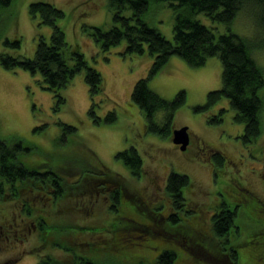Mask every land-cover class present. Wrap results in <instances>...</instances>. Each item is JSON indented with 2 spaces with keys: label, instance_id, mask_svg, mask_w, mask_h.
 I'll list each match as a JSON object with an SVG mask.
<instances>
[{
  "label": "rangeland",
  "instance_id": "374dc122",
  "mask_svg": "<svg viewBox=\"0 0 264 264\" xmlns=\"http://www.w3.org/2000/svg\"><path fill=\"white\" fill-rule=\"evenodd\" d=\"M37 2L50 3L64 12L65 17L58 24L67 42L80 48L89 66L98 70L104 80V92L92 96L85 71L80 72L60 92L65 102L59 104L39 74L23 69L8 70L0 63V138L9 142L22 141L24 147L30 149L29 153L22 154V160L29 167L51 169L64 177L68 183L64 188L71 197L87 192L86 196L93 199L89 204L88 198L77 203L67 196L45 208L49 218L61 215L71 224L87 227L89 233L64 240L74 246L86 242L114 243L104 229L113 214L109 193L105 195L102 187L106 178L94 166L98 161L122 175L129 188L142 190L143 196L154 207L166 201L167 196L162 190L172 173L188 176L190 187L184 189L185 196L188 204L197 210L203 207L204 212L209 209L213 214L212 208L218 201L224 197L231 199L233 192H226L231 186L253 193L264 203V109L263 132L251 144L243 143L244 125L234 121L235 113L228 99H222L208 110L196 111L206 105L210 92L222 87L220 57H211L204 66L194 68L174 56L149 81L150 89L169 101L180 91L186 92L187 102L176 111L173 122L174 130L188 128L191 143L182 151L173 143V134L167 138L146 132L144 114L132 100L136 82L147 78L153 63L147 47L143 55L128 54L127 42L123 41L103 52L90 31H85L90 30L88 27L108 30L113 26L109 0H13L8 8L0 5V56L6 50L4 42L7 39L21 41V49L11 53L31 59L36 54L38 33L50 41L52 28L48 25L38 28L40 17L34 19L30 13V5ZM198 19L211 28L217 38L234 32L248 39L254 46L253 56L258 66L264 71V27L260 17L243 11L230 26L204 15ZM148 22L168 41H174V13L169 5L152 9ZM261 93L264 98V88ZM157 116L163 123V114L160 112ZM65 125L75 127L76 131H67ZM134 147L142 157L144 172L146 170L141 179L131 177L124 160L118 156ZM215 153L224 156L222 166L217 167L218 163L213 159ZM79 181L81 186L77 184ZM14 205L0 206V216L4 210L9 216L15 213L17 204ZM84 206L85 209L81 210ZM250 207L254 209L253 205ZM201 213H192L196 222L206 219ZM251 214L262 217L264 212L253 210ZM15 217L19 227L23 225L26 230L22 234L0 230V264H39L43 258L62 261L68 258L69 254L60 248L41 245L36 229L34 232L29 230L33 219ZM1 219L0 225L3 224ZM237 224L247 233L253 228L243 217ZM162 225L166 226V222ZM90 228L96 229V233L92 234ZM209 243L215 241L210 239ZM151 257L143 250L124 251L122 254H106L102 262L137 264L142 259V264H153Z\"/></svg>",
  "mask_w": 264,
  "mask_h": 264
},
{
  "label": "trees",
  "instance_id": "16d2710c",
  "mask_svg": "<svg viewBox=\"0 0 264 264\" xmlns=\"http://www.w3.org/2000/svg\"><path fill=\"white\" fill-rule=\"evenodd\" d=\"M12 2L0 0V5L8 8ZM162 4L173 9V42L168 41L148 22L152 9ZM109 8L113 14V26L110 29L88 27L90 30L85 31H90L103 52L110 51L123 41L127 42L128 54L143 55L147 47L153 63L147 78L136 82L132 100L144 114L148 134L167 138L171 136L176 111L187 102L185 91H180L169 101L151 90L149 81L174 56L194 68L202 67L209 58L218 56L223 64L222 87L210 92L206 105L196 111L208 110L226 98L235 113L234 121L244 125L243 143H255L260 138L263 132L264 98L261 92L264 88V71L253 56L254 46L248 39L234 32L217 38L214 31L198 17L204 15L212 21L230 26L239 14L246 11L251 16L260 17L264 27V0H109ZM30 13L34 19L40 17L38 28L43 25L52 28L50 41L38 33L36 54L31 59L11 53L21 49V41L7 39L4 42L6 50L0 56L1 65L8 70L23 69L39 74L59 104L65 102L60 92L83 71L91 95L103 93L104 80L101 73L89 66L78 46L73 47L67 42L58 24L64 19V12L50 3L37 2L30 5ZM160 112L163 114V123L158 120ZM65 129L76 131L75 127L67 125ZM29 152L30 149L25 148L22 141L9 142L0 138V206L17 204L11 216L7 210L3 211L0 230L22 234L26 229H23V225L19 227L15 215L33 219L29 230L34 232L36 229L41 245L60 248L69 254L66 260L43 258L39 264H105L102 258L106 254L138 250L150 254L153 264H264V215L260 217L251 214L253 210L264 212V203L253 193L241 191L238 187L226 188L227 193L233 192L231 199L224 197L218 201L212 208V214L209 209L204 212L203 207L197 210L188 204L184 189L190 187V179L172 173L162 190L167 196L166 201L154 207L143 196L142 190L129 188L122 175L112 172L100 161L94 166L106 178V184L103 182L102 187L105 195L109 193L107 196L113 214L104 229L114 243L86 242L74 246L64 239L89 233L87 227L71 224L63 220L61 215L55 219L49 218L45 208L67 196L77 203L81 202L80 199L85 202L88 198L89 204L93 199L86 196L87 192L71 197L64 188L67 181L56 171L42 170L43 167L35 165L29 167L22 160V154ZM118 156L124 160L131 177L141 179L145 176L142 157L135 147ZM213 159L218 167L223 165L225 158L221 153H215ZM87 174L92 175L89 172ZM81 183L79 181L78 186ZM195 210L206 217L203 222L195 221L192 216ZM240 217L253 226L248 233L238 226ZM162 222H166V226ZM89 230L92 234L96 233V229ZM210 239L215 243L210 244ZM140 261L137 264H142Z\"/></svg>",
  "mask_w": 264,
  "mask_h": 264
},
{
  "label": "water",
  "instance_id": "95a60500",
  "mask_svg": "<svg viewBox=\"0 0 264 264\" xmlns=\"http://www.w3.org/2000/svg\"><path fill=\"white\" fill-rule=\"evenodd\" d=\"M173 143L175 145L181 146L180 149L185 151L190 144V135L188 133V128L184 127L181 129H175L173 132Z\"/></svg>",
  "mask_w": 264,
  "mask_h": 264
},
{
  "label": "flooded vegetation",
  "instance_id": "af4514ba",
  "mask_svg": "<svg viewBox=\"0 0 264 264\" xmlns=\"http://www.w3.org/2000/svg\"><path fill=\"white\" fill-rule=\"evenodd\" d=\"M190 143H191V140H190ZM176 146H177L179 149H180V147H181V146H179V145H176ZM180 150H181V149H180Z\"/></svg>",
  "mask_w": 264,
  "mask_h": 264
}]
</instances>
